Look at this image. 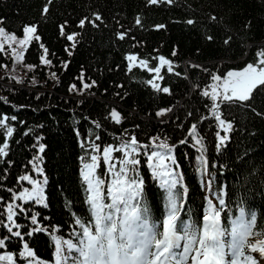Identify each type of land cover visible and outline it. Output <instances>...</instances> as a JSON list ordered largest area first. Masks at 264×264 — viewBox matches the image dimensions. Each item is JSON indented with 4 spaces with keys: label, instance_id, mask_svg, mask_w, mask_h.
I'll use <instances>...</instances> for the list:
<instances>
[{
    "label": "trees",
    "instance_id": "16d2710c",
    "mask_svg": "<svg viewBox=\"0 0 264 264\" xmlns=\"http://www.w3.org/2000/svg\"><path fill=\"white\" fill-rule=\"evenodd\" d=\"M81 20H85L83 28ZM29 25L36 26L40 40L32 39L26 46L23 63L13 60L7 45L0 52V97L8 101L0 100V116L17 118L9 119L14 133L7 139L8 156L0 157V239L4 240L0 256L13 258L0 264H29V260L54 264L53 236L75 241L80 232L76 219L90 221L81 170L85 162H91V155H100L92 146L98 145L102 152L133 135L149 145L138 150L135 158L140 164L134 175L144 182V203L153 220L163 219L165 201L160 182L148 167V154L156 150L153 144L163 141L172 146L176 161L165 163L183 177V220L202 225L208 201L219 207L222 195L223 225L230 226L243 206L255 213L256 230L264 231V88L254 91L248 101L221 105L222 117L232 129L219 148L217 133H225L212 118L211 100L202 95L214 82L213 75L256 62L257 51L264 49V0H160L157 4L148 0H0V27L7 34L22 38L24 26ZM120 33L125 34L123 40L118 38ZM67 34H75V41H68ZM41 44L48 49L51 65L40 62ZM129 55L148 60L150 66L157 64L155 57L160 55L173 61L174 72L180 75L162 71L164 79L157 81L170 93L148 85L152 76L146 70L134 68L129 73ZM26 65L33 67L29 70ZM81 75L83 83L95 85L84 89ZM73 84L80 91H70ZM169 108L165 115H157ZM113 109L121 114L119 124L110 119ZM194 123L200 145L188 135ZM4 140L0 130V145ZM39 145L44 146L43 152ZM113 155L123 159L120 152ZM37 157L39 171H34L32 162ZM201 157L208 162V174L203 176ZM23 175L40 182L42 204L14 199L13 194L32 188L19 179ZM96 175L107 187L110 176L102 159ZM9 203L14 205L18 225L13 231L21 237L4 226ZM33 216L43 231L33 232L37 227L31 224ZM25 244L33 252L28 259L20 257Z\"/></svg>",
    "mask_w": 264,
    "mask_h": 264
},
{
    "label": "snow or ice",
    "instance_id": "6c2138e0",
    "mask_svg": "<svg viewBox=\"0 0 264 264\" xmlns=\"http://www.w3.org/2000/svg\"><path fill=\"white\" fill-rule=\"evenodd\" d=\"M148 2L157 4L160 0H148ZM166 2L171 3V0H166ZM44 12H47V8ZM100 19V16H96V20ZM135 23L139 25L140 19L137 18ZM188 23L191 24L193 21L189 20ZM84 25L85 20H81L79 26L83 28ZM36 33V26H24L23 37L17 38L14 34H7L5 29L0 27V52L5 51L7 44V47L11 49L13 60L23 63L26 46L31 43L32 39L40 40ZM61 33L64 34L63 26H61ZM118 38L123 40L125 34L120 33ZM66 39L75 41L76 36L67 34ZM12 42L17 43L19 50L13 47ZM225 43H228V40ZM40 47L43 48L40 62L44 65H51V61L47 59L48 49L43 44ZM72 47H75V44ZM68 54L72 53L69 51ZM256 56V62L246 64L242 70H230L224 75H213L214 83L202 92L205 98L211 100L212 118L217 122L220 130L225 133L223 136L217 133L218 148L228 140L227 133L232 129L231 122L222 117L221 105L248 101L252 98L254 91L264 88V49L258 50ZM155 59L157 64L150 66L148 60L129 55L127 56L128 72L131 73L134 68L146 70L152 76L147 81L148 85L157 92L170 93L168 87H162L157 81L164 79L162 71L176 75L180 73L174 72L173 61L163 55ZM26 67L31 70L33 66L26 65ZM64 68H67V63L64 64ZM52 76L55 77L56 74L52 73ZM81 81L84 89L95 85V82L83 83L82 75ZM70 91L80 90L73 84ZM0 100L8 102L2 97ZM168 111L171 109L162 110L157 115L163 116ZM9 119L15 121L17 118L16 116L11 118L7 115L0 116V130L5 136L4 142L0 145V157L8 156L7 139L14 133ZM110 119L119 124L121 114L113 109L110 112ZM96 127L99 128L100 125L97 123ZM188 135L196 145L201 144L195 123L191 125ZM96 139L100 137L97 136ZM186 142L181 141V143ZM84 146L82 143L81 147ZM148 147L149 145L141 144L134 135L119 146L104 147L102 152L98 145L92 146V150L100 155H91V162H85L81 170L82 181L88 194L86 203L90 221L76 219L75 224L79 226L80 232L77 233L75 241L61 240L53 236L54 264H189V261L191 264H262L264 262V231L256 230L255 213L246 212L243 206L239 208V215L230 221V226L222 224L221 213L225 205L222 195L218 196L219 207L214 206L211 200L208 201L209 210L203 216L202 225L190 219L185 221L181 218L184 193L180 189L183 177L165 163L171 160L172 164H176V161L172 156V146L163 141L153 144L152 147L156 150L148 154V167L152 169L153 178L159 180L165 201L163 219L159 222L152 219L151 209L144 203V182L134 175L136 166L140 164V160L135 156L139 154V149ZM39 151H44L43 145H39ZM115 152H120L123 159L115 157L113 155ZM101 159L107 166L110 176V183L107 187H105V180L96 175V168ZM38 160L39 157L32 162L34 171H39ZM176 167L179 166L176 165ZM199 171L202 176L208 174V162L203 157L200 158ZM19 179L32 185V188H24L19 195L13 194L14 199L26 203L31 201L42 204L44 197L43 188L39 187L40 182L28 175H23ZM46 182L45 180L44 183ZM208 187L210 188V183ZM15 207H19L20 211H25L19 205ZM14 215V205L9 203L7 206L8 223L4 226L12 235L21 237L19 231H13L18 227ZM31 224L37 225L33 228V232L44 230L39 227L36 216L31 218ZM3 247L4 240L0 239V248ZM253 254H258V256ZM20 257L24 259L33 257V252L27 244L24 245V251L20 253ZM5 259L11 262L13 258L0 256V260Z\"/></svg>",
    "mask_w": 264,
    "mask_h": 264
},
{
    "label": "rangeland",
    "instance_id": "374dc122",
    "mask_svg": "<svg viewBox=\"0 0 264 264\" xmlns=\"http://www.w3.org/2000/svg\"><path fill=\"white\" fill-rule=\"evenodd\" d=\"M13 43H15V45H16V42H13ZM6 45H7V44H6ZM14 48H17V50H19L18 45H17L16 47H14ZM213 83H214V82H213ZM213 83H212V84H213ZM212 203H213L214 206H217V207H218V203L213 202V201H212ZM208 210H209V208H208ZM253 255L258 256V254H253ZM262 264H264V262H262Z\"/></svg>",
    "mask_w": 264,
    "mask_h": 264
}]
</instances>
